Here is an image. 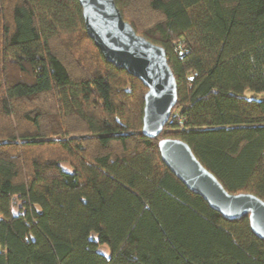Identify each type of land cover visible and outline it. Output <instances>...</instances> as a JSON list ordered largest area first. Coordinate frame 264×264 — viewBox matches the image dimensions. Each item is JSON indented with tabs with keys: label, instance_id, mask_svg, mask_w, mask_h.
<instances>
[{
	"label": "trees",
	"instance_id": "1",
	"mask_svg": "<svg viewBox=\"0 0 264 264\" xmlns=\"http://www.w3.org/2000/svg\"><path fill=\"white\" fill-rule=\"evenodd\" d=\"M114 2L175 77L157 138L146 87L104 59L78 0H0V264H264L247 216L210 208L158 150L180 139L264 201V99L246 94L264 91V0Z\"/></svg>",
	"mask_w": 264,
	"mask_h": 264
},
{
	"label": "water",
	"instance_id": "2",
	"mask_svg": "<svg viewBox=\"0 0 264 264\" xmlns=\"http://www.w3.org/2000/svg\"><path fill=\"white\" fill-rule=\"evenodd\" d=\"M85 30L104 59L141 80L146 87L141 132L157 138L177 101V84L165 49L137 34L114 0H78ZM161 160L193 193L227 220L247 216L252 232L264 240V201L249 192L230 193L176 138L158 141Z\"/></svg>",
	"mask_w": 264,
	"mask_h": 264
},
{
	"label": "rangeland",
	"instance_id": "3",
	"mask_svg": "<svg viewBox=\"0 0 264 264\" xmlns=\"http://www.w3.org/2000/svg\"><path fill=\"white\" fill-rule=\"evenodd\" d=\"M246 94L256 99H264V91H248ZM63 166L68 168V164H64ZM102 251L107 252L105 248H102Z\"/></svg>",
	"mask_w": 264,
	"mask_h": 264
},
{
	"label": "built area",
	"instance_id": "4",
	"mask_svg": "<svg viewBox=\"0 0 264 264\" xmlns=\"http://www.w3.org/2000/svg\"><path fill=\"white\" fill-rule=\"evenodd\" d=\"M175 49H176V50H178V51H181V48H180V46H176V47H175ZM183 51H184V50L182 49V51H181V52H183Z\"/></svg>",
	"mask_w": 264,
	"mask_h": 264
}]
</instances>
